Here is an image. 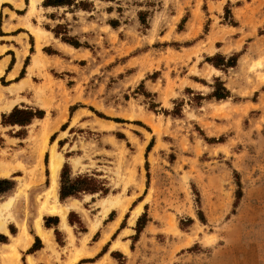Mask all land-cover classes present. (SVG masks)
Here are the masks:
<instances>
[{"label":"rangeland","instance_id":"1","mask_svg":"<svg viewBox=\"0 0 264 264\" xmlns=\"http://www.w3.org/2000/svg\"><path fill=\"white\" fill-rule=\"evenodd\" d=\"M43 1L0 3L3 85L27 64L0 88V179L16 183L0 197V264H264V0H78L90 11ZM57 25L81 47L56 39ZM216 54H236V67L214 72L205 59ZM215 78L228 99L209 97ZM14 107L44 117L3 127ZM51 151L62 164L55 213ZM65 163L106 195L60 201ZM108 200L118 205L106 214ZM45 216L58 217L61 244L53 228L36 233ZM30 233L43 248L25 257Z\"/></svg>","mask_w":264,"mask_h":264},{"label":"trees","instance_id":"2","mask_svg":"<svg viewBox=\"0 0 264 264\" xmlns=\"http://www.w3.org/2000/svg\"><path fill=\"white\" fill-rule=\"evenodd\" d=\"M42 7L44 9H67V10H82V11H90L91 5L86 3L85 1H78V0H44L42 3ZM226 13L229 14L228 9L225 10ZM72 13V12H71ZM52 18L53 16L50 15ZM140 23L144 24L145 19L144 15L142 13L139 14ZM184 22V20H182ZM112 28H116L117 25L112 21V23H109ZM54 37L56 39H60V41L68 46H71L75 49H78L81 47L80 43L73 37L68 36V33L66 32V28H63L62 25H57L53 30H51ZM238 56L231 55L228 58H225L219 54L214 55L211 58H206L205 61L209 63L214 69L218 71H226L228 69L236 67ZM14 59L11 60L10 67L13 65ZM26 63L24 64L23 69L21 70L19 76L14 80L18 81L23 78L25 72ZM9 69V68H8ZM1 83L3 85V78L0 79ZM215 85L213 87V92L209 96L211 99H215L216 101H222L226 100L230 97V93L228 90L225 89L223 84L220 82L218 78L214 79ZM141 86V85H140ZM190 92V91H189ZM199 100H203L204 98L200 95H197ZM153 106V105H152ZM179 109L174 108L173 111H171V115L178 116L179 115ZM44 117V112L40 110H32L30 108L26 109H19L17 107H14L10 113L7 115L2 114L1 115V125L3 127L8 126H19V127H25L31 124L33 119H42ZM120 122V121H116ZM63 128V127H62ZM151 144H149L148 149L151 147ZM45 161L47 164V156L45 157ZM70 171L68 164H64L61 172H60V179H59V200L64 201L69 198H76L78 195H94L97 193H101L106 195L107 191L103 187V185L96 180H94L91 177L88 176H77L76 178L70 177ZM15 177V176H13ZM237 191H236V202L240 200L241 198V185L239 181L236 183ZM16 187V183L12 181L11 179H0V197L4 195H8L10 192H12ZM112 214V213H111ZM110 214V215H111ZM198 216L200 221H203L202 215L200 212H198ZM73 217H76V214L74 212H70L68 215V223L69 225L73 226L74 224H77L79 227L82 226L81 221L77 218L76 221H73ZM43 221V228L44 229H54V236L56 237V241L58 244H61L60 241V233L57 229L59 220L56 216H45L42 218ZM148 222L146 214H142L136 221V234L135 237H137L142 229L145 227L146 223ZM183 224V223H182ZM9 232L11 235H16V232H14V229L12 226H8ZM31 234V233H30ZM32 235V234H31ZM33 237V244L31 247L26 251L28 255L33 254L36 251H39L42 248V243L39 237L36 235H32ZM7 237L0 234V243L6 244ZM104 253V252H103ZM112 256H120L118 252L111 253ZM99 257V256H98Z\"/></svg>","mask_w":264,"mask_h":264},{"label":"bare ground","instance_id":"3","mask_svg":"<svg viewBox=\"0 0 264 264\" xmlns=\"http://www.w3.org/2000/svg\"><path fill=\"white\" fill-rule=\"evenodd\" d=\"M3 1L4 0H0V3L3 2ZM61 165H62L61 164V158L54 151H51L50 155H49V162H48L49 179H50V188L48 189V194H50V195L52 194V196H53V205H49L48 202H46L49 205V209L48 210H49L50 213H55L57 211V209H60V208H57L54 203L57 201L58 175H59V171H60ZM103 205L107 208L106 212H105L107 214L109 209H112V208H114V207H116L118 205V202L114 201V200H108V201H105L103 203ZM43 208H45V204H43ZM62 209H64V208H62ZM62 212H63V210H62ZM60 216H61V219L63 220L62 222L65 223V216L66 215H64L62 213ZM5 227H6L5 223L0 222V229L1 228L4 229ZM35 227H36V231H37L36 233H38L39 235L43 234L44 229H43L42 225L40 224V220L39 219H37ZM22 232H23V235L27 239H29L27 231L24 228H23ZM45 236H46V234H45ZM41 237H42V235H41Z\"/></svg>","mask_w":264,"mask_h":264},{"label":"crops","instance_id":"4","mask_svg":"<svg viewBox=\"0 0 264 264\" xmlns=\"http://www.w3.org/2000/svg\"><path fill=\"white\" fill-rule=\"evenodd\" d=\"M1 10H2V9H1ZM42 34L44 35V34H48V33H47V31H44V32H42ZM3 37H10V35H5V36H3ZM63 47L66 48V49L68 48V49H70V50L72 49L71 47H68V46H66V45H63ZM64 48H63V49H64ZM2 62H4V64H6V63H5V60L2 61ZM7 64H8V61H7ZM7 64H6V66H7ZM13 65H15V64H13ZM13 65H12V67H13ZM4 67H5V66H4ZM5 69H6V71H7L5 74H9V73L11 72V70H9V69H7V68H5ZM212 69L214 70V72H218V70H216V69H214V68H212ZM13 71L16 72L15 75H14L15 78H16V76H18L19 69H17V68L15 69V67H14V70H12V72H13ZM12 72H11L9 75H11ZM23 79H24V78H22V79H20V80H18V81H14L15 79H10V80H12V81H9L7 85H2V83L0 82V88L5 89V88H9L10 86L17 85V84H19ZM9 108H11V107H9ZM9 108H8V109H9ZM8 230H9V229H8ZM0 233H1V235H4V236L9 235V233H8V231H7V229H6V227H5L4 229L1 228V229H0ZM28 236H29V235H28ZM28 240H29V239H28ZM33 242H34V240H33ZM33 242H32V244H33ZM32 244H31V245H32ZM4 245H8V242H7L6 244H2V243H0V246H4ZM31 245L29 246V248L31 247ZM26 246H28V244H27ZM26 246H25V247H26ZM29 248H27V249H29ZM42 248H43V247H42ZM42 248H41V249H42ZM41 249H40V250H41ZM36 252H38V251H36ZM36 252H34V253H36ZM34 253H33V254H34ZM30 255H32V254H30ZM28 256H29L28 254H25V257H28Z\"/></svg>","mask_w":264,"mask_h":264}]
</instances>
